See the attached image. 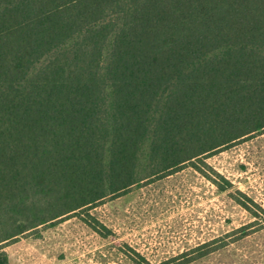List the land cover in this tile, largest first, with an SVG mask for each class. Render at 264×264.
<instances>
[{
    "label": "trees",
    "instance_id": "16d2710c",
    "mask_svg": "<svg viewBox=\"0 0 264 264\" xmlns=\"http://www.w3.org/2000/svg\"><path fill=\"white\" fill-rule=\"evenodd\" d=\"M262 132L264 0H0V245Z\"/></svg>",
    "mask_w": 264,
    "mask_h": 264
},
{
    "label": "rangeland",
    "instance_id": "374dc122",
    "mask_svg": "<svg viewBox=\"0 0 264 264\" xmlns=\"http://www.w3.org/2000/svg\"><path fill=\"white\" fill-rule=\"evenodd\" d=\"M205 163L207 174L187 166L149 180L2 243L0 253L9 264H264V132ZM224 179L228 191L219 188Z\"/></svg>",
    "mask_w": 264,
    "mask_h": 264
}]
</instances>
